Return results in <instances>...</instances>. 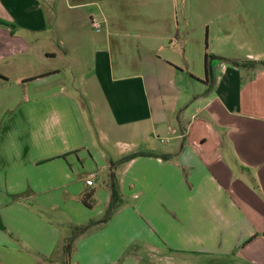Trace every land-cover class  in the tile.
<instances>
[{
	"label": "crops",
	"instance_id": "0c3cea01",
	"mask_svg": "<svg viewBox=\"0 0 264 264\" xmlns=\"http://www.w3.org/2000/svg\"><path fill=\"white\" fill-rule=\"evenodd\" d=\"M260 62L264 0H0V264H61L110 173L70 264H264Z\"/></svg>",
	"mask_w": 264,
	"mask_h": 264
},
{
	"label": "trees",
	"instance_id": "16d2710c",
	"mask_svg": "<svg viewBox=\"0 0 264 264\" xmlns=\"http://www.w3.org/2000/svg\"><path fill=\"white\" fill-rule=\"evenodd\" d=\"M221 61H223L224 63H232L234 65H238L240 67H246L248 65H253L254 63L252 62H234V61H230L227 59H223V58H219ZM261 65L264 66V63H261ZM0 78H2V76H0ZM139 156H150V157H158L161 159H167L169 158V155H164L161 153H154V152H135V153H131L129 155L123 156L122 158H120L119 160L115 161V162H110L111 166H118V165H122L136 157ZM107 184H108V191H109V203L108 206L103 214V216L96 220V221H89L86 225L84 226H80V227H74L72 229L71 235L70 237L66 240V246H65V251H64V259L61 262V264H70V259H71V254H70V248H71V244L73 242V240L80 234L84 233L88 228L104 223L106 222L111 215L115 212V210L117 209V207L120 206L121 204V196L119 193V187H118V183L117 180L114 176L113 173H110L108 175V180H107ZM81 202L82 204L87 207V208H92L94 205V200L92 198V193L88 192L86 194H83L81 197Z\"/></svg>",
	"mask_w": 264,
	"mask_h": 264
},
{
	"label": "built area",
	"instance_id": "2783aa9c",
	"mask_svg": "<svg viewBox=\"0 0 264 264\" xmlns=\"http://www.w3.org/2000/svg\"><path fill=\"white\" fill-rule=\"evenodd\" d=\"M90 27L92 30H94L96 32H98L100 30V24L95 20L90 21ZM91 184H92V179L90 178L86 181V185H91Z\"/></svg>",
	"mask_w": 264,
	"mask_h": 264
},
{
	"label": "rangeland",
	"instance_id": "374dc122",
	"mask_svg": "<svg viewBox=\"0 0 264 264\" xmlns=\"http://www.w3.org/2000/svg\"><path fill=\"white\" fill-rule=\"evenodd\" d=\"M261 69H263V68H261ZM37 73H42V72L37 70V69H34L32 74H36L37 75Z\"/></svg>",
	"mask_w": 264,
	"mask_h": 264
}]
</instances>
